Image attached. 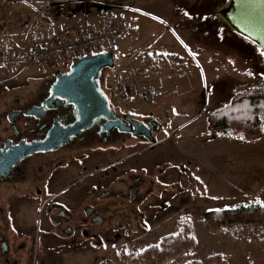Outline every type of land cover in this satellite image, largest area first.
Masks as SVG:
<instances>
[{
    "label": "rangeland",
    "instance_id": "rangeland-1",
    "mask_svg": "<svg viewBox=\"0 0 264 264\" xmlns=\"http://www.w3.org/2000/svg\"><path fill=\"white\" fill-rule=\"evenodd\" d=\"M102 1L113 2L0 0V103L40 86L56 71H68L78 61L71 56L54 63H23L34 60L33 37L44 32L41 26L48 15L66 17L76 10L86 14L98 3L96 12L116 15L118 32L92 51L114 56V66L101 71L100 89L116 110L142 121L152 119L159 127L151 150L126 166L142 163L156 173L164 169L169 188L155 190L121 228L101 227V240H86L80 246L69 239L49 243L41 235L27 239L17 234L15 222L20 227H47L41 212L19 211L14 217L0 212V233L12 249L6 255L8 264H134L137 254L164 236L178 234L183 226L191 228L196 245L189 254L163 264H209L206 259L217 254L227 264H264V225L236 224L211 233L204 222L208 211L264 202V138L245 143L211 130L208 120L239 92L264 84L262 47L221 20L219 8L230 0H121V6ZM102 27L101 18L100 28L93 32ZM157 55H176L185 63L166 69L153 58ZM139 70L143 76H137ZM131 82L138 84L141 94L125 99L120 86ZM149 147L141 144L122 151L121 158ZM0 264H6L4 259Z\"/></svg>",
    "mask_w": 264,
    "mask_h": 264
},
{
    "label": "flooded vegetation",
    "instance_id": "flooded-vegetation-1",
    "mask_svg": "<svg viewBox=\"0 0 264 264\" xmlns=\"http://www.w3.org/2000/svg\"><path fill=\"white\" fill-rule=\"evenodd\" d=\"M70 70L56 71L40 86L0 103V212H41L47 227L15 222L17 234L79 245L101 240V227L121 228L155 190L169 184L162 168L156 173L142 163L126 166L156 144V122L121 113L100 89L109 111L82 125L78 103L61 88V74ZM101 79L100 74L99 88ZM141 144L151 147L121 158L122 151ZM11 252L0 233V260L8 264Z\"/></svg>",
    "mask_w": 264,
    "mask_h": 264
},
{
    "label": "trees",
    "instance_id": "trees-1",
    "mask_svg": "<svg viewBox=\"0 0 264 264\" xmlns=\"http://www.w3.org/2000/svg\"><path fill=\"white\" fill-rule=\"evenodd\" d=\"M156 62L166 69L185 63L176 55H157ZM264 84L251 86L236 94L223 108L213 111L209 116L210 129L224 136H233L245 143L258 142L264 138ZM242 137V139H241ZM206 228L211 233H220L224 228L243 224L264 225V206H240L236 209L208 211L204 215ZM196 245L191 228L181 227L178 234L164 236L160 243L152 245L139 254L134 264H163L169 259L189 254ZM209 264H227L223 255L217 254L206 259ZM187 264H205L193 260Z\"/></svg>",
    "mask_w": 264,
    "mask_h": 264
},
{
    "label": "water",
    "instance_id": "water-1",
    "mask_svg": "<svg viewBox=\"0 0 264 264\" xmlns=\"http://www.w3.org/2000/svg\"><path fill=\"white\" fill-rule=\"evenodd\" d=\"M228 12L234 30L258 43L264 50V0H230ZM114 66L110 52L88 55L78 59L67 74H61V88L67 96L78 103L81 124L92 121L109 111L108 101L99 88L101 71Z\"/></svg>",
    "mask_w": 264,
    "mask_h": 264
},
{
    "label": "built area",
    "instance_id": "built-area-1",
    "mask_svg": "<svg viewBox=\"0 0 264 264\" xmlns=\"http://www.w3.org/2000/svg\"><path fill=\"white\" fill-rule=\"evenodd\" d=\"M103 27L101 30L92 32L89 36L82 39H68L67 41L55 44L52 47H46L38 44V37H33L35 46L32 48V57L35 60L54 63L57 58L66 60L68 57L81 58L92 54L93 50L99 49L107 42H111L112 37L116 36L117 17L113 12H104L102 15ZM143 70L137 71V76L144 75ZM120 93L125 99H130L140 95V88L136 82L120 86Z\"/></svg>",
    "mask_w": 264,
    "mask_h": 264
},
{
    "label": "crops",
    "instance_id": "crops-1",
    "mask_svg": "<svg viewBox=\"0 0 264 264\" xmlns=\"http://www.w3.org/2000/svg\"><path fill=\"white\" fill-rule=\"evenodd\" d=\"M113 2L105 1L101 3H111L121 6V0H112ZM89 2V1H88ZM92 3V2H91ZM98 3H92L93 7L90 13L82 14L79 10H76L75 13H72L69 16H60L48 15L44 27L41 26V34H37L38 43L42 45H54L58 43H63L68 39H80L84 36L89 35L94 30L100 28L101 26V15L102 13L96 12V7ZM100 5V4H99ZM112 6V5H110ZM66 19V20H65ZM40 29V28H39ZM38 29V31H39ZM34 59L32 62L23 61V63H35Z\"/></svg>",
    "mask_w": 264,
    "mask_h": 264
},
{
    "label": "bare ground",
    "instance_id": "bare-ground-1",
    "mask_svg": "<svg viewBox=\"0 0 264 264\" xmlns=\"http://www.w3.org/2000/svg\"><path fill=\"white\" fill-rule=\"evenodd\" d=\"M231 9H232V4L229 1L225 6L219 8V12L221 14V16L219 15V17L221 18V20H225L226 22L228 21L230 23L229 14H227L226 11L228 12Z\"/></svg>",
    "mask_w": 264,
    "mask_h": 264
},
{
    "label": "snow or ice",
    "instance_id": "snow-or-ice-1",
    "mask_svg": "<svg viewBox=\"0 0 264 264\" xmlns=\"http://www.w3.org/2000/svg\"><path fill=\"white\" fill-rule=\"evenodd\" d=\"M262 56H264V50H261V53H260ZM249 74H251V73H249ZM262 119H264V117H262ZM241 139H242V137H241ZM261 206H264V202H261Z\"/></svg>",
    "mask_w": 264,
    "mask_h": 264
}]
</instances>
